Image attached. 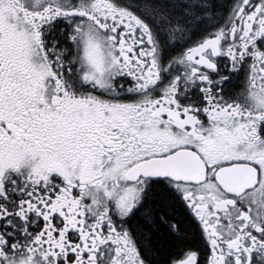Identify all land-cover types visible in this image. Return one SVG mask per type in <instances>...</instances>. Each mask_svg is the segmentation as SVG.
Masks as SVG:
<instances>
[{"label":"snow or ice","instance_id":"6c2138e0","mask_svg":"<svg viewBox=\"0 0 264 264\" xmlns=\"http://www.w3.org/2000/svg\"><path fill=\"white\" fill-rule=\"evenodd\" d=\"M0 264H264V0H0Z\"/></svg>","mask_w":264,"mask_h":264}]
</instances>
